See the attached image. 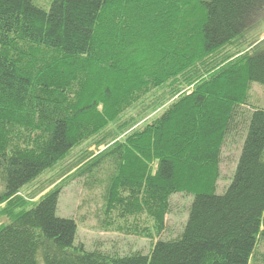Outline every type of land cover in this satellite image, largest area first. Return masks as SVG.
Masks as SVG:
<instances>
[{"label": "trees", "instance_id": "trees-1", "mask_svg": "<svg viewBox=\"0 0 264 264\" xmlns=\"http://www.w3.org/2000/svg\"><path fill=\"white\" fill-rule=\"evenodd\" d=\"M263 21L264 0H0V264H264V107L250 101ZM105 164L106 204L148 216L149 253L88 250L57 213L63 188ZM178 193L193 196L187 222L162 238Z\"/></svg>", "mask_w": 264, "mask_h": 264}, {"label": "rangeland", "instance_id": "rangeland-1", "mask_svg": "<svg viewBox=\"0 0 264 264\" xmlns=\"http://www.w3.org/2000/svg\"><path fill=\"white\" fill-rule=\"evenodd\" d=\"M34 1L46 9L50 8L51 0ZM254 34L258 39L264 40V21ZM250 91L251 103L264 107V86L253 83ZM160 111L150 114L147 119L155 118L161 113ZM241 143V138L236 135L224 147L221 164L222 177L218 183V193L225 191L231 182L241 152ZM82 147H86V144ZM83 148L75 149L64 163H60L55 168L43 173L36 181L25 187L19 196L29 198L34 190L39 189L44 183L61 174L66 166L77 159ZM90 150L95 153L98 152L95 147L90 148ZM108 166L105 164L93 171V174L78 177L67 184L62 190L57 213L61 217H73L78 220L77 244H83L88 250L96 249L110 255H124L133 252L149 253L158 237L155 236L150 239L141 234L145 226L147 228L149 226L151 229L152 222L148 216L131 214L124 217L118 207L115 205L110 207L106 204V185L108 176L112 173ZM49 189L38 194L36 198L28 200L27 207L35 203ZM3 190L4 185L0 178V192ZM192 200V195L183 193L174 194L171 197V211L167 215L166 230L162 234V238L171 239L183 232ZM7 203L0 205L1 223L8 221L7 216L1 215Z\"/></svg>", "mask_w": 264, "mask_h": 264}]
</instances>
